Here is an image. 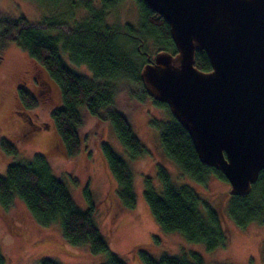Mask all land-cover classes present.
Returning a JSON list of instances; mask_svg holds the SVG:
<instances>
[{"label":"trees","instance_id":"1","mask_svg":"<svg viewBox=\"0 0 264 264\" xmlns=\"http://www.w3.org/2000/svg\"><path fill=\"white\" fill-rule=\"evenodd\" d=\"M30 1L49 7L66 5L73 15L78 7L70 0ZM121 1L100 0L98 3L83 0L80 5L84 16L73 25L63 19L62 12L59 13L60 17L45 16L40 24H32L23 16L16 20L0 17V27L3 29L0 32L1 43L5 45L9 40L16 41L59 87L62 103L52 110L51 116L66 155L74 156L80 152L82 110L110 121L131 158L146 152L132 122L118 109L116 97L125 83L138 85L142 96L149 97L141 77L142 65L160 50L176 53V46L168 22L143 0H136L139 11L136 24L121 23L117 19L111 22V11ZM65 23L70 24L67 32L59 27ZM56 29L62 32L52 34L51 31ZM151 44L157 49L154 54L150 50ZM62 51L68 54L71 63L86 65L91 75L75 71L64 60ZM195 65L203 71L211 69L205 51H197ZM18 97L25 109L37 105L35 96L23 87L18 89ZM154 102L168 112L167 120L154 121L160 129V144L166 155L201 186H207L213 177L228 181L221 171L200 161L190 135L170 113L168 105L157 100ZM20 112L23 113V110ZM2 145L5 150L16 152L8 140H3ZM101 151L118 184L120 201L126 207H134L136 195L129 163L107 142L101 144ZM158 176L161 192L150 178H146L144 197L161 228L167 232H178L190 242L203 243L207 250L226 246L230 239L229 229L222 224L223 215L219 208L203 200L196 188L174 184L166 169L160 167ZM15 195L25 202L41 224L59 222L64 237L72 244L87 243L93 253H107V260L102 264H128L110 251L95 221V200L89 187L83 189L89 206L82 209L66 183L53 172L46 154L39 152L27 162L11 163L6 174H0V202L7 205ZM201 202L205 206V213L200 209ZM228 211L240 227L251 222L264 224V170L260 171L248 195L230 194ZM142 250L144 264H206L199 251L178 255L164 252L156 258ZM38 264L60 263L43 258Z\"/></svg>","mask_w":264,"mask_h":264},{"label":"rangeland","instance_id":"2","mask_svg":"<svg viewBox=\"0 0 264 264\" xmlns=\"http://www.w3.org/2000/svg\"><path fill=\"white\" fill-rule=\"evenodd\" d=\"M81 1L70 0L78 5L73 15L66 5L49 7L30 0H0V17L16 20L23 16L32 24H40L45 16L60 17L62 12L63 19L73 25L84 16ZM111 14V22L117 19L121 23L136 24L139 20L136 0L121 1ZM70 24L59 27L67 32ZM61 30L51 32L58 34ZM150 50L154 54L157 49L151 44ZM62 56L75 71L91 75L86 65L71 63L63 51ZM22 87L35 96L37 105L33 108L25 109L21 104L18 89ZM154 100L150 95L143 97L141 88L132 83H125L116 97L118 109L132 122L146 148L143 155L131 158L112 123L84 110L79 127L80 152L66 155L51 116L52 110L62 103L58 85L16 41L9 40L5 45L0 41V174L5 175L11 163L27 162L39 152L46 154L53 172L66 183L82 209L89 206L83 195V189L89 187L95 200V221L110 251L128 264H144L142 249L156 258L164 252L178 255L199 251L206 264H264V224L251 222L245 227L238 226L228 211V181L213 177L207 186H201L166 155L160 144V129L154 121L167 120L168 112ZM3 140L10 141L16 152L5 150ZM103 142L124 157L133 171L134 207L124 206L119 199L118 184L102 155ZM160 167L166 169L174 184L196 188L203 200L219 208L222 224L229 229L226 246L207 250L203 243L190 242L178 232L161 228L144 197L146 178L161 192ZM200 209L205 213L203 202ZM43 258L60 264H102L107 260V253H93L87 243L72 244L64 237L59 222L41 224L16 195L7 205L0 202V264H38Z\"/></svg>","mask_w":264,"mask_h":264},{"label":"water","instance_id":"3","mask_svg":"<svg viewBox=\"0 0 264 264\" xmlns=\"http://www.w3.org/2000/svg\"><path fill=\"white\" fill-rule=\"evenodd\" d=\"M143 1L176 46L142 65L148 94L168 105L229 193L248 195L264 170V0ZM202 50L208 71L195 65Z\"/></svg>","mask_w":264,"mask_h":264},{"label":"flooded vegetation","instance_id":"4","mask_svg":"<svg viewBox=\"0 0 264 264\" xmlns=\"http://www.w3.org/2000/svg\"><path fill=\"white\" fill-rule=\"evenodd\" d=\"M17 111H19V110H17ZM23 129H24V127H23ZM28 130L26 129V132H27Z\"/></svg>","mask_w":264,"mask_h":264},{"label":"bare ground","instance_id":"5","mask_svg":"<svg viewBox=\"0 0 264 264\" xmlns=\"http://www.w3.org/2000/svg\"><path fill=\"white\" fill-rule=\"evenodd\" d=\"M193 142V141H192ZM195 147V146H194ZM196 150V149H195Z\"/></svg>","mask_w":264,"mask_h":264}]
</instances>
